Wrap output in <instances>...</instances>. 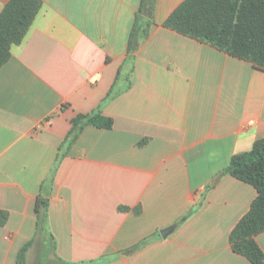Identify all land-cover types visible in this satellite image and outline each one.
Segmentation results:
<instances>
[{
  "label": "crops",
  "instance_id": "obj_1",
  "mask_svg": "<svg viewBox=\"0 0 264 264\" xmlns=\"http://www.w3.org/2000/svg\"><path fill=\"white\" fill-rule=\"evenodd\" d=\"M184 1L42 0L0 69V264H251L230 235L258 192L223 172L264 139V70L166 28Z\"/></svg>",
  "mask_w": 264,
  "mask_h": 264
},
{
  "label": "trees",
  "instance_id": "obj_2",
  "mask_svg": "<svg viewBox=\"0 0 264 264\" xmlns=\"http://www.w3.org/2000/svg\"><path fill=\"white\" fill-rule=\"evenodd\" d=\"M42 6V0H10L6 4L0 14V69L12 58L13 47L24 42ZM163 25L264 70V0H185ZM131 39L130 51L135 32ZM120 74L121 70L118 79ZM71 123L65 140L69 146L87 126L108 130L114 127V120L100 112L79 114ZM223 175L250 184L258 192L248 213L233 229L230 243L234 252L251 264H264V251L257 241L264 233V139L257 140L250 151L233 156ZM48 207V199L39 196L38 228L46 221ZM8 219V212L0 210V226H5ZM29 247L27 244L22 248L18 264L24 263Z\"/></svg>",
  "mask_w": 264,
  "mask_h": 264
},
{
  "label": "water",
  "instance_id": "obj_3",
  "mask_svg": "<svg viewBox=\"0 0 264 264\" xmlns=\"http://www.w3.org/2000/svg\"><path fill=\"white\" fill-rule=\"evenodd\" d=\"M148 9H149V8L147 7V8H146V11H148ZM173 230H174V227L164 230V231L162 232V236H163V237L168 236Z\"/></svg>",
  "mask_w": 264,
  "mask_h": 264
}]
</instances>
